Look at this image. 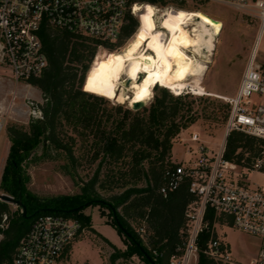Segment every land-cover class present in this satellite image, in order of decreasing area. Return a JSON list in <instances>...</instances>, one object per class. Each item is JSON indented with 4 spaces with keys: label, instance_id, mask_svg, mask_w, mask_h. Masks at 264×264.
I'll use <instances>...</instances> for the list:
<instances>
[{
    "label": "trees",
    "instance_id": "1",
    "mask_svg": "<svg viewBox=\"0 0 264 264\" xmlns=\"http://www.w3.org/2000/svg\"><path fill=\"white\" fill-rule=\"evenodd\" d=\"M132 2L185 8V0ZM199 10L197 7L195 11ZM139 26L138 18L130 16L125 38L135 35ZM42 38L49 65L41 76L29 80L42 93L43 102L35 106L41 115L31 118L28 124L12 122L6 128L10 147L0 178V190L15 198L21 197L27 216L21 211H12L10 204L0 199V224L4 215L8 217L7 227H0V264L12 259L37 215L60 213L79 219L84 228L93 229L90 215L83 210L95 204L109 209V222L115 224L126 239V249L122 250L96 231L114 249L110 256L112 264L133 255H138L145 264H152L147 255L155 264H170L176 248L183 246L185 241L186 209L194 196L189 192L187 180L166 195L160 188L163 171L172 161L174 138L196 121V117L190 115L191 107L184 105L185 98L193 94L177 95L160 86L154 99L141 109L112 103L107 97V76L116 53L123 46L105 45L110 52L108 64L91 90L95 75L89 80L90 69L97 56L104 52L100 50L96 55L98 42L53 27L44 28ZM121 43L123 45V41ZM199 98L209 99L203 95ZM221 109L223 120L227 121L231 105L220 103L214 116L217 117ZM79 141H82V149L92 151L91 160H98L91 178L81 182L80 192L42 198L29 190L30 175L26 165L44 160H64L60 168L76 180L81 159L75 152ZM263 151L264 139L258 136L235 129L227 135L224 156L230 162L250 167ZM100 188L121 191L105 198ZM44 207L52 210L36 212ZM74 208L78 209L74 211ZM116 218L128 234L118 227ZM207 218L213 224L212 212H208ZM130 220H137L146 227L145 238ZM212 235L216 234L211 230L199 235L196 264H218L204 252ZM67 251L69 247L63 255Z\"/></svg>",
    "mask_w": 264,
    "mask_h": 264
},
{
    "label": "built area",
    "instance_id": "2",
    "mask_svg": "<svg viewBox=\"0 0 264 264\" xmlns=\"http://www.w3.org/2000/svg\"><path fill=\"white\" fill-rule=\"evenodd\" d=\"M201 1L228 5L259 20L258 35L237 92L226 98L231 105L226 134L235 129L264 139V61L258 62L256 49L264 30V0ZM137 4L144 3L132 0H0V68L10 73L16 86L30 85V79L41 76L49 65L42 38V30L46 27L96 40L98 49H105V45L121 48V42L125 44L129 39L124 32L130 16L139 20ZM34 113L41 115L37 109ZM226 138L218 149H212L199 133H192L183 140L186 158L172 159L163 171L162 194L166 195L187 180L189 192L194 196L186 209L185 241L183 246L176 248L170 264H196L198 237L209 230L216 235L208 240L205 254L220 264H241L234 260L229 246L218 235L216 226L220 225H233L259 238L258 252L248 264H264V184L252 183L249 179L250 173H264V151L250 167L237 165L224 156ZM208 212L213 214V224L207 218ZM7 218L4 215L1 228L6 227ZM83 231L77 218L54 212L41 213L31 222L12 259L2 264H57ZM138 232L145 238L146 227L140 226Z\"/></svg>",
    "mask_w": 264,
    "mask_h": 264
},
{
    "label": "rangeland",
    "instance_id": "3",
    "mask_svg": "<svg viewBox=\"0 0 264 264\" xmlns=\"http://www.w3.org/2000/svg\"><path fill=\"white\" fill-rule=\"evenodd\" d=\"M145 5L148 6L149 4ZM197 7L200 8L198 12L220 21L223 29L220 35L216 37L215 49L211 54L203 51V55L200 56L196 54L194 47H191L192 49L190 48L188 52L190 55H194L195 59L197 58L206 64L207 71L202 84L207 93H193L190 88L182 91V93L190 92L193 94L185 98L184 105L186 106L185 108L191 107L190 115L195 116L196 121L188 128L183 129L174 138V152L177 157L181 158L186 156L183 140L189 138L194 132L199 133L202 140L212 149H218L220 143L226 138L227 121L223 120L224 112L222 109L219 110L220 113L216 117V115L214 116V111L220 108V103L229 104L226 98L235 95L242 71L259 30V20L257 18L241 13L228 5L185 0V8L182 10L193 12ZM160 8L155 15L156 24H159V16L164 10L180 9L174 5ZM192 28L193 25L187 29L192 30ZM138 34L139 29H137L132 40ZM100 50L107 52L99 54L91 67L93 69H90L92 73L89 74V80L95 75L91 90H93L94 84L100 79L103 69L108 64L109 50L99 48L96 55ZM257 51L258 62L264 61V30L261 34ZM156 86L157 88H154L152 97L146 101V105L154 99L156 92H158V87L162 85L158 84ZM21 88L25 89H23L19 97H16L17 105H15L13 98L16 94H13L12 91ZM202 95L209 99L201 100L199 97ZM41 97L40 91L33 85L30 87L26 83H21L19 88H17L12 82L10 73L0 68V178L10 147V140L6 130L7 125L12 122L28 124L31 118L37 117L34 110L36 109V104L43 102ZM111 100L112 103H118L116 99ZM124 103L130 107L127 101ZM81 142L79 141L75 149L76 155L81 157L77 175L75 176L76 180L65 174L60 168L64 160H44L26 165V170L30 175V179L27 182L29 190L42 198L80 192L81 182L91 178L98 164V160H91L92 151H85L81 148ZM249 179L252 183L264 184V173H250ZM99 191L105 198H109L112 194L121 190L118 188L111 190L100 188ZM0 193H3V191L0 190ZM9 204L12 211H21V207L16 204ZM83 213L90 215L93 229L84 228V231L70 244L69 251L61 256L57 264H112L110 256L114 249L96 231L122 250L126 249L124 235L115 224L109 222L111 216L108 208L95 204L87 206ZM130 221L135 228L142 226L137 220ZM5 225L7 227L8 221ZM216 230L218 235L229 246L234 260L241 264H248L255 257L260 246L259 238L233 225L216 226ZM115 264H145V262L138 255H133L130 258H120Z\"/></svg>",
    "mask_w": 264,
    "mask_h": 264
},
{
    "label": "bare ground",
    "instance_id": "4",
    "mask_svg": "<svg viewBox=\"0 0 264 264\" xmlns=\"http://www.w3.org/2000/svg\"><path fill=\"white\" fill-rule=\"evenodd\" d=\"M137 10L139 34L133 40L134 35L130 37L113 59L108 97L132 105L149 100L158 84L177 95L186 88L193 93H207L202 84L206 64L188 52L194 47L196 54L202 56L206 48L211 54L223 29L222 23L198 11L176 8L164 10L156 24L155 15L159 12L156 7L137 4ZM191 25L192 30L187 29ZM127 79L131 80L129 85L125 84Z\"/></svg>",
    "mask_w": 264,
    "mask_h": 264
},
{
    "label": "water",
    "instance_id": "5",
    "mask_svg": "<svg viewBox=\"0 0 264 264\" xmlns=\"http://www.w3.org/2000/svg\"><path fill=\"white\" fill-rule=\"evenodd\" d=\"M204 52H206V48L204 49ZM130 82H131L130 79L125 80L126 85H129ZM145 105H146V101H141V102H135L134 104L130 105V107L133 110H138V109H141L142 107H144ZM227 135H228V133L226 134V137H227ZM0 199L3 201H6L8 203L16 204L17 206L21 207L22 214L24 216H27V208H26V205L23 203L21 197L15 198L14 196L3 192V193H0ZM98 201L101 203H106L105 200H98ZM109 205L112 207L111 204H109ZM77 209L78 208H74L73 210L76 211ZM50 210H52V208L44 207V208H41L40 210H37L36 212L38 213L40 211H50ZM113 211L115 212L116 210L113 208ZM116 221H117L118 227L121 228L125 234H128L127 229L122 225L120 220L118 218H116ZM147 256L150 259V261L152 262V264H155V262L151 259V257L149 255H147Z\"/></svg>",
    "mask_w": 264,
    "mask_h": 264
},
{
    "label": "crops",
    "instance_id": "6",
    "mask_svg": "<svg viewBox=\"0 0 264 264\" xmlns=\"http://www.w3.org/2000/svg\"><path fill=\"white\" fill-rule=\"evenodd\" d=\"M263 32V31H262ZM262 32L260 33V35H259V39H258V43H259V41H260V38H261V34H262ZM258 35V34H257ZM255 43V42H254ZM254 46V45H253ZM253 48V47H252ZM251 52V51H250ZM250 55V54H249ZM249 58V57H248ZM247 61H248V59H247ZM247 61H246V63H247ZM246 63H245V66H246ZM245 66H244V68H245ZM243 71H244V69H243ZM243 71H242V74H243ZM241 77H242V75H241ZM241 80V79H240ZM240 83V82H239ZM30 87H32V85H29ZM238 86H239V84H238ZM17 88H19V85H17ZM36 89H38L37 87H35ZM23 89H25V88H23ZM23 89L21 88V89H16V91H14V93L13 94H16L15 96H14V98H13V101H14V104L15 105H17V103H16V97H19L20 96V94L22 93V91H23ZM238 89V88H237ZM39 90V89H38ZM40 91V90H39ZM237 92V91H236ZM40 93H41V91H40ZM41 96H42V93H41ZM41 100H42V97H41ZM2 108H3V106H2ZM174 146H175V143H174V145H173V148H172V159H174V160H182V159H184V158H186V156H184L183 158H181V157H177V155L175 154V152H174Z\"/></svg>",
    "mask_w": 264,
    "mask_h": 264
},
{
    "label": "snow or ice",
    "instance_id": "7",
    "mask_svg": "<svg viewBox=\"0 0 264 264\" xmlns=\"http://www.w3.org/2000/svg\"><path fill=\"white\" fill-rule=\"evenodd\" d=\"M136 9H134V11H135ZM149 12H151V9H149ZM184 14L183 13H181V16H183ZM144 19H148V17H144ZM140 98H142V97H140Z\"/></svg>",
    "mask_w": 264,
    "mask_h": 264
}]
</instances>
